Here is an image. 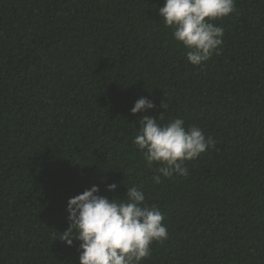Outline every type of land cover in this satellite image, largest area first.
<instances>
[{
    "label": "trees",
    "instance_id": "16d2710c",
    "mask_svg": "<svg viewBox=\"0 0 264 264\" xmlns=\"http://www.w3.org/2000/svg\"><path fill=\"white\" fill-rule=\"evenodd\" d=\"M163 3L0 0V264H78L66 204L94 185L139 186L162 211L167 239L141 264H264V0L212 21L223 43L198 66ZM141 97L156 107L132 115ZM145 115L214 147L157 184L133 144Z\"/></svg>",
    "mask_w": 264,
    "mask_h": 264
},
{
    "label": "clouds",
    "instance_id": "9594fccd",
    "mask_svg": "<svg viewBox=\"0 0 264 264\" xmlns=\"http://www.w3.org/2000/svg\"><path fill=\"white\" fill-rule=\"evenodd\" d=\"M234 11L235 0H164L158 15L165 27L172 29V39L186 50L187 62L198 66L214 53L219 54L223 43L224 29L212 21ZM160 106L166 108L167 104ZM155 107L151 100L141 97L131 114L146 113ZM159 117L140 118L133 139L146 167L159 165L152 177L157 184L162 177L187 175L184 162L193 161L214 147V141L205 137L201 128H186L180 118L161 123ZM116 189L117 184L112 183L106 191ZM98 193L99 188L94 185L67 200L68 228L61 240L68 246L79 242L78 264H141L151 254L153 242L167 239L162 211L149 205L145 193L136 185L126 188L122 199H109Z\"/></svg>",
    "mask_w": 264,
    "mask_h": 264
}]
</instances>
